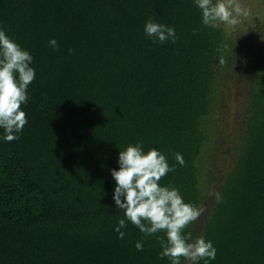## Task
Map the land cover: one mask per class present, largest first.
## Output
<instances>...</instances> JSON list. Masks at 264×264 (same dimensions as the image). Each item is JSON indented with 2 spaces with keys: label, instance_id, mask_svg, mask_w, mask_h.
Segmentation results:
<instances>
[{
  "label": "trees",
  "instance_id": "16d2710c",
  "mask_svg": "<svg viewBox=\"0 0 264 264\" xmlns=\"http://www.w3.org/2000/svg\"><path fill=\"white\" fill-rule=\"evenodd\" d=\"M260 3V42L249 49L246 35L203 25L193 0H0V27L36 72L21 106L28 123L18 139L0 140V264H170L159 255L162 232L147 237L131 223L122 239L113 231L123 211L110 169L136 143L162 152L175 167L159 183L203 210L184 231L212 241L211 264H264ZM149 18L173 27L175 42L146 37ZM244 70L233 160L214 165L225 143L213 117Z\"/></svg>",
  "mask_w": 264,
  "mask_h": 264
},
{
  "label": "clouds",
  "instance_id": "9594fccd",
  "mask_svg": "<svg viewBox=\"0 0 264 264\" xmlns=\"http://www.w3.org/2000/svg\"><path fill=\"white\" fill-rule=\"evenodd\" d=\"M200 10L201 23L216 27L219 23L235 24L242 9L238 0H193ZM143 33L154 43L175 42L173 27L154 22L149 18ZM48 46L58 47L56 39H50ZM71 51V49H69ZM33 57L0 27V140L5 142L19 138L28 123L27 114L21 107L28 101V86L35 79L36 72L31 66ZM176 163L184 164L182 154H175ZM117 167L110 169L114 182L112 201L115 208L123 211L113 231L122 239V229L128 223L142 234L151 237L163 233L159 255L167 257L170 264H181V258L191 264H211L216 258L212 241L203 236L192 239L184 229L196 221L202 209L184 201L175 187L161 185L159 181L174 170L166 156L156 148L144 150L141 143L128 144L117 154ZM159 238V237H158ZM136 250H143V242H135Z\"/></svg>",
  "mask_w": 264,
  "mask_h": 264
},
{
  "label": "rangeland",
  "instance_id": "374dc122",
  "mask_svg": "<svg viewBox=\"0 0 264 264\" xmlns=\"http://www.w3.org/2000/svg\"><path fill=\"white\" fill-rule=\"evenodd\" d=\"M238 2L244 11L237 15V23H219V25L225 30V33L228 36H232L233 39H236L237 37L243 38L245 35L249 37L246 45L249 44L247 48L250 47L249 49H252L255 43L260 42L258 39H260L259 37L261 36L258 34L262 30H259L258 28L259 23L262 21V6L260 0H238ZM240 33H242V35H240ZM245 55L247 57L246 59H248V61L250 60L248 63L251 66L253 57L250 58L249 53H246ZM249 73L250 71L244 70L238 74H232L236 79L227 83V85L223 87L224 100L220 106L221 113L218 111L216 117H213L219 122L215 123L213 126L218 125V127L215 126V128L211 130L215 131L216 140L221 136V142H224L225 144L218 146V152H216L218 159H214V165L220 164L219 161L222 162L223 159L227 164L233 160L232 154L227 153L236 146L238 135L240 134V122L241 119H243V110L245 106L243 87L238 85V81L240 82L243 79H247ZM213 126L211 125L212 128Z\"/></svg>",
  "mask_w": 264,
  "mask_h": 264
}]
</instances>
